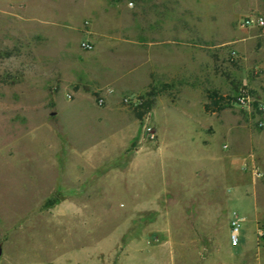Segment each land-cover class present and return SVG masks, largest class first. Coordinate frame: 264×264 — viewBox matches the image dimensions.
Returning <instances> with one entry per match:
<instances>
[{
  "label": "rangeland",
  "instance_id": "obj_1",
  "mask_svg": "<svg viewBox=\"0 0 264 264\" xmlns=\"http://www.w3.org/2000/svg\"><path fill=\"white\" fill-rule=\"evenodd\" d=\"M78 1L100 12L115 6L136 27L150 9L153 19L181 15L184 28L211 32L210 90L222 108L191 141L183 102L162 96L154 120L152 109L138 120L143 93L122 95L113 110L98 104L100 92L74 93L48 69L47 24L35 33L24 0H0L20 13L0 12V264H264V111L256 106L264 102V26L237 25L264 14V2L242 0L234 11L235 0ZM242 90L248 107L234 103ZM163 218L172 238L161 235ZM192 226L200 237L184 250Z\"/></svg>",
  "mask_w": 264,
  "mask_h": 264
},
{
  "label": "crops",
  "instance_id": "obj_2",
  "mask_svg": "<svg viewBox=\"0 0 264 264\" xmlns=\"http://www.w3.org/2000/svg\"><path fill=\"white\" fill-rule=\"evenodd\" d=\"M24 1L28 10L25 19L35 27V33H39L40 24H47L50 31L46 56L55 81L61 80L77 94L100 92L109 110L117 108L122 95L144 93L151 86L159 88L160 95L151 110L153 120L159 99L165 96V101L172 105L183 102L186 108L183 115L194 122L190 140L193 141L194 136L198 139L205 136L200 127L206 121L207 126L213 122L209 113L214 112L204 108L209 102L207 91L215 79L211 52L216 42L211 32H203L193 23L191 29L184 28L181 15L180 18L161 15L153 19L150 9L142 27H136L140 21L132 17L121 21L112 9L115 6L111 5L108 11L100 12L95 11L93 5L85 6L78 0ZM242 7L244 2L235 0L234 11ZM0 12L20 17V13L1 7ZM81 41L90 42L92 49H83ZM201 166L205 170V166ZM208 171L212 173L213 168ZM261 213L256 199L252 228L256 239ZM195 229L193 226L188 229L185 239L189 240L183 243L184 250L193 248L192 239L200 237ZM160 232L167 238L174 235L165 218L161 220Z\"/></svg>",
  "mask_w": 264,
  "mask_h": 264
},
{
  "label": "built area",
  "instance_id": "obj_3",
  "mask_svg": "<svg viewBox=\"0 0 264 264\" xmlns=\"http://www.w3.org/2000/svg\"><path fill=\"white\" fill-rule=\"evenodd\" d=\"M237 25L239 28L262 27V26H264V14L263 13H253V14H248V15L242 16L239 18ZM80 46L86 50H90L93 47V45L88 41H81ZM97 102L99 105L104 104L103 97L99 96V98L97 99ZM125 102H127V103L130 102L129 97L125 98ZM138 102L140 103L139 97L137 98L136 106L139 104ZM234 103H236L237 105H240V106L248 107L250 105V99H249L248 95L246 94V92L244 90H242L237 95V97H235ZM256 106L260 111H264V102H259L256 104ZM259 124L261 126H263L264 122L260 121ZM148 130H150V127L148 128ZM149 136L151 138L154 137L153 133L150 131H149ZM225 147H227V145H225ZM251 169L255 175L262 176V171H260L257 167H254L253 165H251ZM239 233H240V218L237 217V215H235V213H233V215L229 221V240H230V243L232 245L238 244ZM262 235L264 236V232L261 233V236Z\"/></svg>",
  "mask_w": 264,
  "mask_h": 264
},
{
  "label": "trees",
  "instance_id": "obj_4",
  "mask_svg": "<svg viewBox=\"0 0 264 264\" xmlns=\"http://www.w3.org/2000/svg\"><path fill=\"white\" fill-rule=\"evenodd\" d=\"M157 90L149 87L142 95L139 96L140 103L133 109L134 115L138 120H142L144 115L148 113L155 104ZM207 97L209 102L205 104L206 111H217L222 108V97L215 90H208Z\"/></svg>",
  "mask_w": 264,
  "mask_h": 264
},
{
  "label": "water",
  "instance_id": "obj_5",
  "mask_svg": "<svg viewBox=\"0 0 264 264\" xmlns=\"http://www.w3.org/2000/svg\"><path fill=\"white\" fill-rule=\"evenodd\" d=\"M0 253H1V248H0Z\"/></svg>",
  "mask_w": 264,
  "mask_h": 264
}]
</instances>
